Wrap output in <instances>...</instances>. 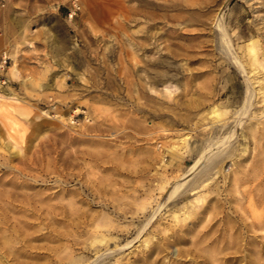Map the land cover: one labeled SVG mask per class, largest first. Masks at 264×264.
I'll return each instance as SVG.
<instances>
[{
    "label": "rangeland",
    "instance_id": "rangeland-1",
    "mask_svg": "<svg viewBox=\"0 0 264 264\" xmlns=\"http://www.w3.org/2000/svg\"><path fill=\"white\" fill-rule=\"evenodd\" d=\"M78 4L0 0V264H264V0Z\"/></svg>",
    "mask_w": 264,
    "mask_h": 264
},
{
    "label": "bare ground",
    "instance_id": "bare-ground-1",
    "mask_svg": "<svg viewBox=\"0 0 264 264\" xmlns=\"http://www.w3.org/2000/svg\"><path fill=\"white\" fill-rule=\"evenodd\" d=\"M230 54H232V53H230ZM255 63V62H254ZM257 63V62H256ZM249 89V88H248ZM2 179V178H1ZM7 182L8 181H6V180H3V181H1L0 182V184L3 186V190H1V197L2 196H4L5 195V192H4V190H5V186H6V184H7ZM192 182V181H191ZM7 206H5V202L2 204V206H0V224H5L8 220H7V218L8 217H6V212H7ZM8 213V212H7ZM91 214V213H90ZM19 221H21V220H18L17 222H19ZM23 222V221H22ZM24 223H26V222H24ZM23 223V224H24ZM7 224V223H6ZM28 224V223H27ZM24 226V225H23ZM6 228V227H5ZM96 241V240H95ZM97 241L98 242H103V241H105V236L104 235H102V236H100L98 239H97ZM69 259V258H68Z\"/></svg>",
    "mask_w": 264,
    "mask_h": 264
},
{
    "label": "built area",
    "instance_id": "built-area-1",
    "mask_svg": "<svg viewBox=\"0 0 264 264\" xmlns=\"http://www.w3.org/2000/svg\"><path fill=\"white\" fill-rule=\"evenodd\" d=\"M79 9L78 0H71V6L68 11V16L72 17L73 14Z\"/></svg>",
    "mask_w": 264,
    "mask_h": 264
}]
</instances>
